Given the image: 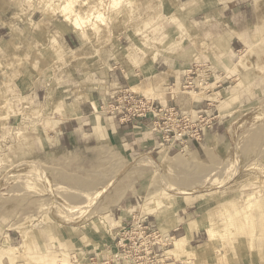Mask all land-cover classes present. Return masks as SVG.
<instances>
[{
  "label": "rangeland",
  "instance_id": "rangeland-1",
  "mask_svg": "<svg viewBox=\"0 0 264 264\" xmlns=\"http://www.w3.org/2000/svg\"><path fill=\"white\" fill-rule=\"evenodd\" d=\"M48 1L52 14L42 8V5L44 6ZM130 1L133 6L128 3ZM63 2L64 0H15V2L0 0V25L8 24L5 21L10 22L8 24L11 29L10 40L17 44L15 48L12 47L15 51L11 54L5 53V48L12 44L10 40L8 42L0 40L2 53L0 54V250L8 246H20L21 229L32 226L37 229L31 231L36 241L26 248L31 254L28 259L32 264L36 258L34 252L45 250H52L51 252L58 258L66 255L69 262L74 261L71 256L76 254L75 263L79 264H86L88 257L94 254H98L100 258L114 256L115 249L111 241L107 212L112 204L120 201L121 197L124 198L128 175L134 174L143 192L135 203L137 208L131 218L140 214L153 215L149 214L143 204L147 203L149 197L161 192L162 179L183 188L202 186L209 191L189 196L165 194L166 206L156 216L162 212L163 215L168 216L169 212L171 215L186 217L188 223L194 225L195 221L204 215L209 218L208 220H212V224L217 225L219 238L216 245L221 243L222 250L218 251L216 247L215 252L205 258L202 264H264V93H255L252 88L244 90L245 86L241 87L243 81H254L257 75L253 69L246 70L250 67L248 52L241 53L238 62L235 63L236 59L233 61L235 64L231 66L237 73V82L231 81L219 86V89L223 88L225 91L221 93L222 99L229 97L231 87L237 86L238 89L234 100L220 105L218 111L212 108L211 111L182 113L175 106L161 104L158 101L156 104L159 95L164 93L160 94L144 88L141 90L132 86L119 90L108 100L102 99L99 105H96L97 114L92 110V115L94 113V117L100 116L101 122L107 126L108 135L112 130L110 118L121 124L127 123H122L118 117L113 118L101 107L111 103L120 92L126 90L133 92L137 98L148 102L156 109L174 108L179 115L189 114L194 119L197 114H203V117L211 120L209 122L211 125L203 131L199 141L189 138L185 144L179 142L171 144L163 140L162 134L153 131L152 117L147 113L148 115L142 119H150L149 129L158 138L160 148H165L166 152L153 156L144 153L139 155H148L156 161H159L163 155L169 157L180 155L183 164L175 168L176 171L173 169L174 173L163 174L162 178L152 168H145L137 163L130 165L131 162L127 165L129 166L127 169H125L127 166L121 168L125 170L120 172V175L114 176L108 184L98 182L87 189L84 186L87 176L83 173V169H73L70 155L61 150L53 134L49 120L52 115L50 110L55 109L53 103L49 101L52 99L31 101L14 85L16 82L19 83L23 90L26 79L32 82L40 76H53L55 80L57 79L56 82L60 83L69 76L71 69L68 67V58L74 53H70L69 49L64 50L60 41L63 42L62 37L65 33L75 31L62 21L63 17L58 5ZM102 2L107 6L103 16L100 20L93 19L89 27L90 32L82 35V38H89L93 45L96 43L95 40L104 36L114 44L123 37V47L120 48V52L125 53V47L129 45L131 54L129 58L137 51L135 47L138 49L142 47L147 51V46L154 45L168 57L175 56L176 59H183L184 62L190 59L196 63L203 62L200 56L191 58L192 50L193 54H196V51L201 52V48L190 33V27L186 25L182 15L186 5L176 3L174 0H165V2L124 0L120 5L121 8L126 7L127 11L125 14L120 12L119 16L121 17L122 14V17L119 19H117L118 8L110 5L111 0H76L75 9L81 14L85 13V9L96 13L102 10ZM253 2L255 5L253 29L256 31L253 40L256 43L250 54H254L255 51L260 52L259 47L264 45V0ZM45 18L49 19L47 25L40 23ZM29 22L31 24H28ZM38 24L44 28L45 33H48L49 41L50 37H55V42L60 45L59 50H55L54 43L52 47L45 48L44 44L48 42L45 37L47 34L41 32L39 35L40 32L37 30L40 26L35 31L29 30V26H38ZM179 35H186L188 39L184 41L178 37ZM6 38L8 39L9 36ZM207 58L208 56L204 57L209 60ZM259 58L263 64L259 69L264 71V54L260 53ZM80 63L84 62L80 61L76 64ZM215 63L209 61L210 67L215 66ZM207 64L204 69L208 68ZM216 68L212 70H217ZM204 69L198 71L201 80L196 81V85L192 80L196 75L191 70L187 71L188 76L182 92L189 93L192 100L206 98L203 94L206 89L216 88L221 80L219 73L218 77L214 76L209 82H203ZM233 76L234 74L229 73L230 80L234 79ZM187 82H191L192 86H187ZM263 83L264 80L261 84ZM172 92L180 91L176 89ZM193 92L199 93L194 99ZM62 106L61 104L59 108ZM44 122L49 128L46 134L39 131ZM230 125L232 127L229 131L227 129ZM192 143L203 144L205 154L195 158L189 150ZM225 179H229L227 184L217 188L216 186ZM106 186L107 189L101 193ZM93 196L97 200L91 212L84 215L77 223L67 222L76 210L74 206L82 200L80 197ZM245 211L247 215H244ZM97 219L105 222L106 227L102 228L99 224L92 225V221ZM64 223L71 225L64 226ZM223 229L225 233L222 235ZM12 233H15L17 238L13 236L15 239L10 241L7 235ZM161 235L167 237L165 234L161 233ZM207 240L194 242L192 245L200 244L196 247L199 248ZM44 243L46 247L43 246ZM171 246L172 243L166 248L171 249ZM94 247L96 250L94 254L87 255L86 253ZM24 259L25 257L21 258ZM21 260L17 261L21 262ZM0 264L11 263L9 258L2 257Z\"/></svg>",
  "mask_w": 264,
  "mask_h": 264
},
{
  "label": "crops",
  "instance_id": "crops-1",
  "mask_svg": "<svg viewBox=\"0 0 264 264\" xmlns=\"http://www.w3.org/2000/svg\"><path fill=\"white\" fill-rule=\"evenodd\" d=\"M162 1L165 2V0ZM162 1L160 0V2ZM174 1L186 5V10L182 15L186 25L190 27V33L201 48V52L196 51V54H193L192 50L191 58L200 56L203 62L196 63L191 59L184 62L183 59H176L175 56L168 57L154 45L147 46V51L142 47L141 49L135 47L137 51L132 57L124 58L120 52V48L123 47V37L114 44L107 36H104L95 40L96 43L93 45L89 38H82L75 32H68L63 35V42L60 41V43H63L64 50L69 49V52L77 55V58L74 57L73 60L68 61V67L71 70L65 80L58 83L53 76H40L38 79H33L32 82L26 79L23 90L19 83L14 84L21 94H26L25 98H29L31 101L52 99L49 101L53 103L55 109L50 110L52 115L49 120L53 134L61 150L70 155L69 159H72L73 169H83V173L87 176V181L84 182L86 188H90L91 185L98 182H105L104 185L108 184L114 176L123 170L121 168L126 167L139 154L153 156L166 152L165 148H160L158 138L149 129V118L121 124L109 117L112 125L109 135L108 132H105L102 137L94 136L92 133L94 117L92 103L99 105L102 99L108 100L110 96L124 88L132 86L142 90L144 86H151L153 91L164 93L159 95L156 104L158 101L161 104L175 106L182 113L198 110L211 111L212 108L218 111L220 101L224 100L221 93L225 92L223 88L219 89V86L231 81L237 82V73L231 66L238 62L239 55L246 54L245 52H248L250 64L246 70L253 69L257 75L255 74L254 81H243L244 84L241 87L245 86L244 90L252 88L255 93H264V83L261 84L264 80V71L259 69L263 65L259 55L260 53L264 54V45L259 47L262 52L255 51V55L250 54V50L255 47L256 43L253 40L254 33H256L253 29L254 0ZM5 23L9 24L10 22L5 21ZM8 24L0 25V40L2 42L10 40L11 29ZM13 28L15 29V26ZM29 28L34 31L31 26ZM178 37L184 41L188 39L186 35ZM54 39V36L50 37V41L48 38V42L44 44L45 48L52 47ZM128 47L130 46H126L125 50ZM64 50L63 52L66 53L67 50ZM207 56L209 60L204 59ZM236 59L237 61H235ZM211 60L216 62L215 66L210 67L209 61L211 62ZM73 61L84 63L73 66ZM206 63H208V68L204 69L207 67ZM214 67L217 70L213 71ZM201 69H204L202 70L205 76L203 82H209L214 76L218 77V74H221L218 86L212 89L208 88L203 93L206 96L216 94L218 100H221L212 101L202 97L192 100L189 93L182 92L186 76H188L187 71L191 70L196 75L192 79L196 85V81L200 82L201 80L198 75V71ZM229 73L234 74L233 80H230ZM141 82L142 84H140ZM176 89L180 92L173 93L172 91ZM198 95L199 93H197ZM72 103H77V109L72 114L65 112L63 115L59 106L62 104L67 107ZM189 150L195 158H200L205 154L203 144L192 143ZM134 176V174L128 175L124 198L121 197L120 201L112 204L107 212L111 241L118 231V226L128 225L131 222V216L134 215L135 208H137L135 203L143 192V188ZM139 216L151 230H158L160 234H165L171 239L184 236L185 226H188L191 230V244L207 240L204 230L195 229L196 221L194 225H191L184 216L171 215L169 212L168 216L163 215V212L159 216H142L141 214ZM15 233L8 234V240L12 241L17 238ZM43 246L46 247V243ZM216 247L218 251L222 250L221 243ZM170 250L168 248L156 249L157 257L163 264H193L184 256L175 260L172 254L167 255ZM94 251H96L95 247L86 254H94Z\"/></svg>",
  "mask_w": 264,
  "mask_h": 264
},
{
  "label": "bare ground",
  "instance_id": "bare-ground-1",
  "mask_svg": "<svg viewBox=\"0 0 264 264\" xmlns=\"http://www.w3.org/2000/svg\"><path fill=\"white\" fill-rule=\"evenodd\" d=\"M75 1L76 0H64L63 3L58 5V8H59L60 13L63 17V19L61 18L63 23L65 25H67L68 28L75 31V33L77 32V34L79 36H82V35L84 36L85 32H90L89 27H91L90 23L93 21V19L100 20L101 17L103 16V14L105 12V8H107V6L105 3L102 2L103 3L102 10L97 11L96 13L92 12V10L85 9V8H87V6H86L84 8L85 13L81 14L78 10L75 9ZM123 1L124 0H111V2H110L111 6L118 8L117 9V11H118L117 12V14H118L117 19L122 17V14H121V17L119 16L120 12L125 14V12L127 11L126 7L121 8L120 4ZM14 2H15V0H14ZM49 2L50 1H48L47 3H44V6L42 5V8H43V10H48L49 13L52 14L51 5H48ZM128 3L130 4V6L133 4L131 1ZM16 4H17V2H16ZM18 4H19V2H18ZM83 4H85V1H83ZM48 22H49V19L45 18L40 23L47 25L46 23H48ZM28 24H31V23L29 22ZM39 26H40V28L37 30V32H40L39 35L41 34V32L45 33V31L43 30L44 28L40 24H38V26L34 25L31 27L35 31ZM45 34H47L45 37L48 40L49 35H48V33H45ZM53 43L57 45V46L55 45V47H54L55 50H59L58 44L56 42H53ZM10 44H12V45L8 44L9 46H7V48H5V51H4L5 53L11 54L13 51H15L14 48L16 47L17 44L15 42H13V40H10ZM13 46H14V48H12ZM16 53H17V51H16ZM0 54H2L1 53V45H0ZM130 56H131V54L129 52V49L127 48L125 50V53L122 54V57H124V58L128 57L129 58ZM74 57L77 58V55L72 54L71 56H69L68 59L73 60ZM74 64H76V62H74L73 65ZM40 66H42V64H40ZM149 83H150V81H149ZM140 84H142V82ZM143 88H144V90L145 89L146 90H152L151 86H144ZM237 89H238L237 86L232 87L229 90V97L224 99V100H221L220 105L222 106L223 104H225V102L230 103L232 100H234L235 96L237 95ZM192 95H193V99L195 97H197V93H195V92H193ZM214 95H216V94H213L211 96H206V99H211L212 101H215V100L219 101L218 97H216ZM0 107H1V105H0ZM92 107H93L94 112L97 114V108L98 107H96V105L93 103H92ZM76 109H77V103H72L71 105H69L67 107L62 106L59 108V110L63 112V115L65 114V112L72 114ZM231 127H232V125L228 126L227 130L230 131ZM48 129H49L48 126H45V122H44V124H42L40 126L39 131L45 132V134H46ZM92 130H93V132H92L93 135L96 137H102L105 132H109L106 124L101 122L99 115H95V117H94ZM136 163L140 164V166H144L145 168L146 167L152 168L156 174H159V176L162 177L163 174L174 173L173 169L181 166V164H183V160L180 157V155H176L174 157H169L167 155H163V156H161L159 161L154 160L153 158H151L148 155H139L138 157L134 158V160L132 161V163L130 165H134ZM128 167L129 166H127L125 169H127ZM125 169H123L121 171V173ZM175 171H176V169H175ZM121 173H119V175ZM228 180H226V179L223 180V182L219 183L216 187L219 188L223 185H226ZM113 181H115V180L113 179ZM167 181H165V179L163 181V179H162V181H161V183H162L161 192H159L156 196L149 197L147 199L148 200L147 203L143 204V207L149 211V214H153L156 216L158 214V212H160L161 210H163L165 208V206H166L165 194H167V193L168 194L171 193V194L178 195V196H189V195H192L195 193H199V192H203V191H209V189H203L202 186H195L193 188H183L178 184H171V182L169 183ZM44 182H45V179H44ZM44 185H46V184H44ZM49 187H50V185H49ZM45 189H46V187H45ZM105 189H107V186L105 188H103V191H101V193H103ZM84 197H80V198H82V200L78 203L77 206H74L76 208V210L71 215L69 220H67V222L75 221L77 223L78 220L82 219L84 215L91 212L92 207H93V205L97 199L95 196H93L91 198H88V197L84 198ZM253 205H254V203L252 202V206ZM224 210H226V209H224ZM244 215H247L246 211L244 212ZM207 218L208 217L203 215V217L196 220V224H195L196 225L195 229L204 230V232L207 233V235L209 236V239L201 247L196 248L190 243L191 230L188 226H185L184 236L171 239L172 240L171 241L172 242V246H171L172 248L169 252L173 255L175 260H179V258L181 256H184L188 261H192L193 264H202V262H203V260H205V258H207L208 256H211L215 252L216 242L219 238L218 237L219 231H218L217 225L212 224L211 223L212 220H208L209 218L208 219ZM67 224L71 225L69 223H64L63 225L65 226ZM96 224L101 225L102 228L105 226V222L100 221L98 219L96 221H94V220L92 221V225H96ZM32 229H35V228H33L32 226L22 228L21 229V240H22L21 245L20 246H8L4 249L2 248L0 250V253H1L0 259L2 257H7V258H9V262L11 264H20V263L21 264H32L30 259H28V256L31 254H29L28 251L26 250L27 246L34 244L36 241V237L33 236L34 234H31ZM35 230H37V229H35ZM221 233L223 235L225 233V230L223 229L221 231ZM101 237H100V239H101ZM51 251L45 250V251L39 252V253H37V251H35L34 254H35L36 258H35V260L32 258L31 259L34 260V264H79L77 262L75 263L76 254H72V256H71V259H73L74 261L69 262V260L66 258V255H65V257L58 258L57 255L53 254V252H51ZM23 257H25V259L21 260V258H23ZM19 259L21 260V262L17 261Z\"/></svg>",
  "mask_w": 264,
  "mask_h": 264
},
{
  "label": "built area",
  "instance_id": "built-area-1",
  "mask_svg": "<svg viewBox=\"0 0 264 264\" xmlns=\"http://www.w3.org/2000/svg\"><path fill=\"white\" fill-rule=\"evenodd\" d=\"M187 86H192V83L187 82ZM101 109L113 118L118 117L122 123L142 119L150 113L153 131L162 134L163 140L171 144H185L189 138L199 141L203 131L211 125V120L203 117V114H197L194 119L189 114L179 115L174 108L156 109L128 90L120 92L117 98ZM112 244L114 256L100 258L98 254H94L88 257L86 264H163L157 257L156 249L169 246L171 238L163 237L158 230H151L138 215L132 217L128 225L118 226Z\"/></svg>",
  "mask_w": 264,
  "mask_h": 264
}]
</instances>
